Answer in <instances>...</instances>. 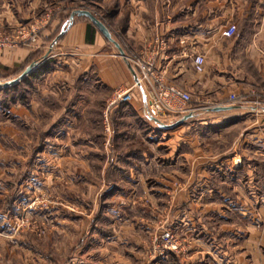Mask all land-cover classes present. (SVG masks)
I'll use <instances>...</instances> for the list:
<instances>
[{
    "label": "rangeland",
    "instance_id": "obj_1",
    "mask_svg": "<svg viewBox=\"0 0 264 264\" xmlns=\"http://www.w3.org/2000/svg\"><path fill=\"white\" fill-rule=\"evenodd\" d=\"M33 1L0 0V7L5 5L14 13L24 7L29 15L18 26L0 20L5 31L16 34L21 27H38L36 42L17 46H39L24 68L45 58L50 40L65 30L77 10L90 11L111 32L118 31L119 24L110 17L112 7L103 0H37L30 5ZM53 22L59 26L54 35L46 37ZM16 76L13 70L0 69V83ZM61 78L56 82V95L46 93L45 84L33 79L0 90V264H252L253 260L255 264L251 248L249 252L240 251L243 239L240 233H234L238 227L250 230L256 222L261 230L257 246L264 255V203L251 200L256 189L231 187L230 182L221 181L224 175L212 171L216 162L233 153L226 151L240 126L229 122L209 125L206 118L181 134L180 128H174L159 141L165 143L163 148L156 150L159 144L154 140L152 156H147L151 170L145 171L143 159L142 163L136 162L133 172L128 168L120 171L115 163L125 165L121 151L128 147V140H114V133L106 140L103 133L108 135L109 128L117 132L120 125L122 128L126 124L123 121L117 125L118 116L114 115L106 129L105 101L85 88L68 93V82L65 76ZM202 92L193 94V106L205 98ZM70 93L73 96L68 99ZM112 94L104 97L108 103ZM86 98L89 104L77 103ZM201 105L197 111L207 117L210 108ZM156 114L164 124L180 119L174 120L169 113ZM78 115L77 120L73 119ZM65 116L74 123L71 129L61 121ZM234 117L238 116L229 115L227 121L232 122ZM153 123L158 127L155 130L161 128ZM58 127L69 130L67 135L58 132ZM177 142L184 150L179 167L185 172V183L178 181L165 187L167 178L171 181L177 177L176 156H165ZM90 147L99 150L90 152L89 162L83 166L87 156L83 158L82 152L90 151ZM192 147L199 148V153L195 154ZM115 153L122 155L119 161ZM192 164L195 168L190 172ZM204 174L216 175L211 180L212 189L202 186ZM241 174L234 177L240 179ZM144 181L147 185L142 186ZM258 192L264 195L262 185ZM200 194L203 197L198 200ZM224 197H230L232 204L228 200L225 204ZM177 199L185 202L179 205ZM243 209L247 214L241 220L238 211ZM260 210L261 223L253 219ZM223 215L230 217L226 220Z\"/></svg>",
    "mask_w": 264,
    "mask_h": 264
},
{
    "label": "crops",
    "instance_id": "obj_2",
    "mask_svg": "<svg viewBox=\"0 0 264 264\" xmlns=\"http://www.w3.org/2000/svg\"><path fill=\"white\" fill-rule=\"evenodd\" d=\"M35 2L37 0L30 5H34ZM103 2L111 5L110 17L113 23L119 24L118 31L110 32L125 53L124 56L120 48L109 41L93 23L85 17L76 16L63 30L58 40H56L58 36L50 40L48 54L38 62L32 73L13 86L33 79L43 82L45 84L43 87H47L46 93L53 95L59 92L57 80L65 76L68 84L64 85L68 93L78 91L77 87L96 92L106 104L103 111L105 127L114 115L118 116L117 125L123 121V124H126L122 128L120 125L117 132L115 129L112 132L106 127L109 133L108 135L103 133L104 139L112 138L114 133V140L116 137L128 140V147L121 151L125 155V165L115 163L116 169L120 171L128 168V171L133 172L134 168H137L136 162L142 163L143 159L146 162L144 165H147L145 171L151 170L147 156H152L154 140L159 144L156 150L163 148L162 144L165 143L159 141H162L165 134H171L175 129L180 128L181 131L178 133L181 134L182 130L194 126L197 121V124H201L206 118L209 125L229 122L234 127L240 126L231 148L226 151L232 150L233 153L216 162V167H213L212 171L224 175L221 181L230 182L231 187L256 189V195L251 198L252 202L256 199V203H264V195L258 192L260 185L264 187V0H103ZM23 8L19 7V13H14L9 7L2 5L0 20H5L12 24L11 26H18L19 22L29 19ZM228 25H234L236 28V34L231 38L222 36V31ZM58 26L57 22H53L45 33L46 37L54 35ZM40 43L47 45L45 42L39 41ZM34 48L35 46H23L0 49V69L13 70L16 72V78L19 77L25 70V63L37 53L39 46ZM196 54L205 56V71L202 74L196 73L193 68V58ZM130 59L153 61L157 77L167 84L180 85L192 95L198 90L203 91L202 95L206 96L198 101L200 103L196 107L208 104L211 110L209 109L207 117L203 112L196 110L193 117L175 129L155 130L158 127L153 122L156 121L148 113L149 85H135L137 69ZM13 86L0 87V90L6 91ZM120 87L133 89L131 102L109 105L104 97ZM231 93L237 94L240 98L237 104H229L228 97ZM71 96L73 95L70 93V97L67 98L70 99ZM77 103L89 104V99ZM219 107L225 109L216 110ZM229 115L238 117H234L230 122L227 121ZM78 117L79 115L73 119L77 120ZM61 121L68 123L67 129H71L74 124L66 116ZM109 126L112 129V123ZM56 129L58 132L64 131L66 135L69 131L61 127ZM192 139L196 137L193 136ZM179 146L177 142L175 149L168 148L165 153L166 157L176 156L177 176L171 181L167 178L165 187L179 184L178 181L185 183V172L179 167L184 150L179 149ZM89 150L87 149L85 154L82 152L83 158L87 156L83 159V166L85 162H89V153L99 149L90 147ZM194 151L196 154L200 149L194 148ZM115 155L119 156L118 161L122 158L120 153ZM234 161H240V164L235 165ZM194 165L192 164L190 172L194 171ZM105 166L104 170L107 168ZM238 173H242L240 179L234 177ZM204 175L202 186L212 189L211 180L216 175ZM133 177L134 175H130V178ZM228 177L230 179H227ZM144 182L142 186L146 184ZM113 185L119 186L116 183ZM202 197L200 194L198 200ZM242 197L245 201L248 200L247 196ZM229 199L231 198L224 197L225 204ZM183 202L185 200L177 199V204ZM238 213L242 215L241 220H244L247 212L243 209ZM223 216L226 220L230 217ZM253 219L262 222L261 210ZM258 225L260 224L256 222V226L250 230L238 227L234 234L240 233L243 239L240 251L249 252L251 248L255 264H264V255L261 253L263 250L257 246L261 237ZM253 262L254 260L252 264ZM164 263L169 264L168 261Z\"/></svg>",
    "mask_w": 264,
    "mask_h": 264
},
{
    "label": "built area",
    "instance_id": "obj_3",
    "mask_svg": "<svg viewBox=\"0 0 264 264\" xmlns=\"http://www.w3.org/2000/svg\"><path fill=\"white\" fill-rule=\"evenodd\" d=\"M7 30L5 31L3 27L0 26V49L15 48L22 43L37 41V25L31 29L21 27L16 34ZM235 34L236 28L234 25H228L222 31V36L225 38H231ZM14 35H16L17 38H14ZM130 62L133 63L137 69V81L135 85H149V98L147 101L148 111L153 118L163 123V121L159 119L162 117L158 116L156 113L164 115L169 113V115L174 116V120H177L197 110V107L193 106V95L189 91L177 84H167L155 75L153 61L130 59ZM205 63V56L203 54L194 55L193 68L196 73H204ZM132 98V88L120 87L113 91L108 104H127L131 102ZM239 101L240 98L235 93H231L228 97V102L231 105L237 104Z\"/></svg>",
    "mask_w": 264,
    "mask_h": 264
},
{
    "label": "water",
    "instance_id": "obj_4",
    "mask_svg": "<svg viewBox=\"0 0 264 264\" xmlns=\"http://www.w3.org/2000/svg\"><path fill=\"white\" fill-rule=\"evenodd\" d=\"M75 16H79V17H85L87 19H89L100 31L101 33L112 43H114L117 47L120 48L119 44L116 42V40L113 38L110 30L108 29V27L102 22L100 21L98 18H96L90 11L87 10H77L74 13L71 14L70 19H74ZM63 34V31L58 35V37L56 38V40H58ZM122 55L124 56L125 53L123 52V50L120 48ZM38 66V63L33 62L31 63L29 66H27L25 68V70L22 72V74L17 77L16 79H12V80H8L5 81L3 83H0V87L6 88V87H10L13 85H16L17 83H19L20 81H22L25 77H27L29 74L32 73V71ZM225 109V107H219L216 110H223ZM194 113H189L185 116H183L182 118H180L179 120L175 121L174 123H170V124H164L162 122H160L159 120L154 119V121H156L161 128H165V129H173L181 124H183L186 120H188L189 118L193 117Z\"/></svg>",
    "mask_w": 264,
    "mask_h": 264
},
{
    "label": "trees",
    "instance_id": "obj_5",
    "mask_svg": "<svg viewBox=\"0 0 264 264\" xmlns=\"http://www.w3.org/2000/svg\"><path fill=\"white\" fill-rule=\"evenodd\" d=\"M70 23H71V21H70ZM35 62H39V60H37V61H35Z\"/></svg>",
    "mask_w": 264,
    "mask_h": 264
}]
</instances>
